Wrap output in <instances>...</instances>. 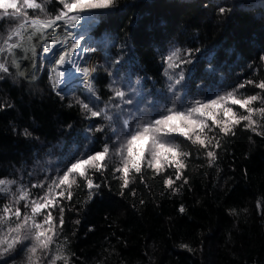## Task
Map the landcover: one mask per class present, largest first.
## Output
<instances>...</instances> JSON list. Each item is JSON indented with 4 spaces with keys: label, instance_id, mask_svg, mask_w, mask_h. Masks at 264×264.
Masks as SVG:
<instances>
[{
    "label": "trees",
    "instance_id": "16d2710c",
    "mask_svg": "<svg viewBox=\"0 0 264 264\" xmlns=\"http://www.w3.org/2000/svg\"><path fill=\"white\" fill-rule=\"evenodd\" d=\"M59 7L53 0L48 9L54 15ZM220 7L231 11L220 14ZM28 12L33 15V10ZM99 12L103 14L97 15L92 35L107 41L110 57L97 65L93 84L105 100L110 81L104 69L122 55L116 66L120 68L118 79L141 81L136 100L147 97L139 106L154 116L167 103L160 95L166 88L161 57L174 46L202 50L198 70L181 92L185 104L214 98L247 79L264 80V61L260 60L264 55V0H119L110 14L109 10ZM18 23L0 10V36L6 38ZM208 54L214 57V74L205 71ZM33 83L13 75L0 81V101L14 105L0 111V178L24 184L51 176L73 156L102 147L87 138L93 121L85 120L78 107L67 106L71 95L61 100L44 71ZM79 89L75 95L83 99ZM260 91L253 85L240 90L244 95ZM229 106L237 115L247 114L239 106ZM258 106V101L253 102L252 107ZM253 119L264 124L258 114ZM244 123L233 129L234 136H225L219 128L208 133L216 134L220 142L212 165L204 148L177 138L181 150L192 153L184 161L182 179L174 185L182 184L184 178L188 181L178 195L164 187L168 175L174 178L175 168L156 175L145 167L142 173H133L129 186L121 189L122 180L116 178L119 174L113 175L110 164L96 176L107 178L111 191L105 188L103 198L77 212L73 205L79 208L88 191L78 180L80 186H73L72 200L61 201L64 224L57 228L54 246L61 251L53 254L69 257V264H264V214L256 208L257 200L264 197V136L246 129ZM24 128L32 137L20 134ZM97 135L101 141L107 139ZM141 199L144 204L139 203ZM7 202L5 194H0V208ZM181 205L184 213L179 212ZM232 209L235 215L230 214ZM53 216L58 224L59 208ZM181 243L193 250L181 248ZM14 256L9 264H26L24 253Z\"/></svg>",
    "mask_w": 264,
    "mask_h": 264
},
{
    "label": "snow or ice",
    "instance_id": "6c2138e0",
    "mask_svg": "<svg viewBox=\"0 0 264 264\" xmlns=\"http://www.w3.org/2000/svg\"><path fill=\"white\" fill-rule=\"evenodd\" d=\"M52 2L53 0H0V10L19 20L6 38L0 36V81L11 75L10 67L17 69L16 76L35 80L37 77L34 71L29 74L22 70L21 66L25 61H30L26 65L30 70L46 71L53 92L61 100L66 95H71L67 106L78 107L85 120L93 121L87 129V138L94 139L98 144L102 143V147L73 156L64 169L56 170L53 175H46L36 183L24 184L15 179L0 178V194H5L8 199L0 208V261L3 264H9V258L14 262V254L21 253L25 255L26 264H69V257L53 254L61 251L54 247L59 235L57 228H62L64 224V207L61 201L72 200L73 186H80L78 180L83 182L88 191L80 201L79 208L73 205L77 212L98 197L103 198L104 189L111 191V186L107 178L100 180L96 174H103L110 164L113 165V175L119 174L116 178L122 180L121 189L129 186L133 173L140 174L145 167L153 169L156 175L167 168H175L174 178L173 175H168L164 179V187L172 195H178L188 181L184 178L182 184L174 185L182 179L183 169L186 167L184 161L192 155L191 152L181 150L182 142H176L178 137L204 148L209 165H212L216 160L215 149L220 147L216 134L208 135L214 128H219L220 133L225 136H234L233 129L242 122H247L244 123L246 129L264 136V124L258 125L257 120L253 119L254 114L264 117V80L247 79L231 91L215 95L214 98L194 99L187 104L183 102L181 92L198 70V54L202 52L200 48L174 46L161 57L166 88L160 95L167 99V103L154 116L139 106L147 97L136 100L141 91V81L133 83L118 79L120 68L116 66L121 64L122 55H118L104 69L110 82L107 85L109 95L106 100L103 99L93 84L97 79L98 67L88 63L97 48L83 29L86 24L94 22L96 15L103 14L98 10H109L110 14V10L118 7L119 0H55L60 7L54 15L48 9ZM8 9L13 12L9 13ZM28 10H33V15L30 16ZM230 11L231 8H219L220 14ZM123 47H127V44ZM38 48L41 49L40 53ZM16 50L23 52V56L18 57ZM213 59L208 54L205 69L207 73L214 74L216 71ZM260 60L264 61V55L260 56ZM81 61H84L83 65ZM70 75L82 85L79 91L84 96L83 99L75 95L76 89L71 93L65 92L63 86ZM248 85L261 91L254 95H244L240 90ZM257 101L260 106L252 107L253 102ZM229 105L239 106L247 114L237 115ZM12 107L13 104L0 101V111ZM208 121H211V125ZM98 133L107 139L101 141ZM20 134L32 137L27 128ZM145 187L150 189L146 182ZM30 189H42L43 192L33 193ZM131 194L136 195L134 191ZM119 195L123 196V191ZM160 195L165 193L161 192ZM139 203L144 204L145 201L141 199ZM132 207L135 208V205ZM56 208H59L60 213L58 224L53 216ZM256 208L264 214V197L257 200ZM179 212H185L183 205ZM230 214L235 215L236 210H230ZM75 223L79 224L80 220L77 219ZM179 246L188 251L193 250L185 243Z\"/></svg>",
    "mask_w": 264,
    "mask_h": 264
},
{
    "label": "rangeland",
    "instance_id": "374dc122",
    "mask_svg": "<svg viewBox=\"0 0 264 264\" xmlns=\"http://www.w3.org/2000/svg\"><path fill=\"white\" fill-rule=\"evenodd\" d=\"M11 9H8L7 11H9ZM98 11H102V10H98ZM97 23H98V16L96 15L95 18H94V22L90 23V26L88 27L87 29V35H90L92 37V41L94 42V46L97 48L98 51H100V54L98 56V52L96 53H92L91 54V59L88 60V63L90 65H99V64H103L105 63L107 57H110V54L108 53V51L106 50L105 47H107V41L104 40V39H101V40H97L93 35H92V31L93 29L97 26ZM20 51V50H18ZM38 53L41 52V49L38 48ZM17 52V50H16ZM21 52V51H20ZM23 53V52H22ZM9 59H11V57H9ZM87 59V57H86ZM39 62H40V56L38 55L37 56V65H39ZM82 62V61H81ZM26 64H22V70H25L26 68V65L27 64H30V61H25ZM84 64V61L82 62V65ZM45 67H47V63L45 62ZM29 70V71H28ZM10 71H11V75H13L16 79H24L26 80L27 82H30L31 84H34L33 82H35L39 76V74L44 71V70H30L29 68L26 69V72H29V74H31V72L34 71L35 75H36V79L35 80H31L29 78H21V77H18L16 76V72H17V69L13 68V67H10ZM46 73V71H44ZM69 77H72L71 75ZM82 85L78 82H76L74 85H71L69 87H66L64 88L65 89V92L66 93H71L73 91V89H76L78 90L79 88H81ZM13 191H15V186H13Z\"/></svg>",
    "mask_w": 264,
    "mask_h": 264
},
{
    "label": "bare ground",
    "instance_id": "6f19581e",
    "mask_svg": "<svg viewBox=\"0 0 264 264\" xmlns=\"http://www.w3.org/2000/svg\"><path fill=\"white\" fill-rule=\"evenodd\" d=\"M89 26H90V23L86 24V25H85V29H83V30H86V31H87V29H88ZM57 31L59 32V29H58ZM87 36L91 37L90 35H87ZM91 40H92V37H91ZM56 47H57V49L59 48V46H56ZM16 55H17L18 57H19V56H23V53L17 50ZM82 62H83V61H82ZM82 62H81V64H82ZM24 64H26V63L24 62L23 65H24ZM27 65H28V64H27ZM26 69H28V67L25 68V71H26ZM28 71H29V70H28ZM76 75L78 76V74H76ZM76 82H78V80L75 79L73 76H72V77H69L68 80H67V83H66L63 87H64V88L69 87V86H71V85H74Z\"/></svg>",
    "mask_w": 264,
    "mask_h": 264
}]
</instances>
